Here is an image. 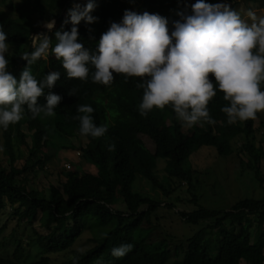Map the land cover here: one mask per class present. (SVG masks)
Instances as JSON below:
<instances>
[{
	"label": "trees",
	"instance_id": "trees-1",
	"mask_svg": "<svg viewBox=\"0 0 264 264\" xmlns=\"http://www.w3.org/2000/svg\"><path fill=\"white\" fill-rule=\"evenodd\" d=\"M76 0H33V5L7 7L8 0H0V25L8 34L10 52L8 71L19 80L27 61L20 58L32 50V35L40 28L34 19L45 23L55 19V27L49 37L55 41L57 30L68 31L72 25L64 24L68 10ZM237 3L238 0H226ZM260 1V0H252ZM120 9L111 0H96L97 7L92 12L97 21L77 26L79 41L86 48L95 49L101 35L112 22H120L128 0H122ZM143 11L157 13L168 20L169 32L178 13H190L196 0H134ZM209 3L221 0H207ZM63 26V27H62ZM33 75L41 79L44 75L59 71L61 73L49 91L62 97L55 109V115L46 117L42 113L35 118L25 111L21 121L14 124L16 135L26 145L27 134L31 135V148L27 146L28 157L24 166L17 169L16 157L9 154L10 166L0 165V214L6 205L12 211L11 217L17 224L31 226L35 221L45 234L36 233L28 240L27 246L35 253L26 252V247L18 243L8 256L0 253V264H52L49 255L72 250V257L65 264H261L264 251V233L252 240V230L256 224L264 225V197L245 198L236 202L229 210H211L198 203L195 195L194 170L190 158L201 149H214L219 156L231 154V142L243 136L242 150L253 160L252 165H241L255 170L260 162V154L255 147V119L228 124L220 111L226 103L221 92L209 102L210 115L215 124L206 122L193 126L188 135L184 134L182 123L177 120L171 106L154 108L146 116H141L137 105L142 99V89L136 85L140 78L114 74L109 85L93 83L90 75L86 80L68 79L65 71L54 56L48 60H38L32 66ZM91 72V69H90ZM214 80V77H209ZM74 95H69L68 92ZM45 96L38 103H45ZM78 104H89L94 112V123L107 125L103 137L87 139L85 147L80 148V158L97 169L92 177L94 187L85 191L77 187V171H63L66 182L62 191L53 185L42 190L27 189L20 178L35 166L42 169L47 160L43 144L54 146V140L62 142L60 149L69 147L64 142L79 133V121L74 117ZM258 117V114H257ZM264 125V123H263ZM3 132L5 130H2ZM82 136V135H81ZM3 147L9 148L7 135H3ZM144 139L153 145L150 151ZM109 144L114 150L109 151ZM43 155V160L40 156ZM163 163L160 175L159 164ZM148 182L153 190L160 191L166 198L163 203L134 189L136 180ZM188 188L190 200L196 206L192 211H176L175 214L185 224L199 228L195 234L177 241L170 235L159 238L158 211L162 208L175 209L173 193L182 185ZM175 200H179L175 198ZM119 204L124 209L112 206ZM163 205V206H162ZM6 227L0 228V235ZM208 232L212 239L205 238ZM91 235V247L86 251L73 250L76 242L85 234ZM217 237L221 243L216 254L211 255V240ZM177 241V243H176ZM131 243V250L124 257H113L111 250L121 244ZM174 245V248L172 247ZM1 247V246H0ZM213 250V249H212Z\"/></svg>",
	"mask_w": 264,
	"mask_h": 264
},
{
	"label": "clouds",
	"instance_id": "clouds-1",
	"mask_svg": "<svg viewBox=\"0 0 264 264\" xmlns=\"http://www.w3.org/2000/svg\"><path fill=\"white\" fill-rule=\"evenodd\" d=\"M96 7L95 0L74 3L64 21L72 27L57 30L55 41L49 37L55 19L45 22L44 29L31 36L32 50L20 56L27 65L19 80L8 71L10 44L0 25V130L21 121L26 110L33 118L56 114L62 97L51 91L45 96V90L54 87L61 73L37 79L31 67L50 55L60 61L68 79L86 80L90 75L93 83L109 85L114 74L140 78L136 86L142 89L137 105L141 116L171 106L184 127L215 124L208 104L218 91L226 101L220 111L230 125L264 112V14L251 9L242 14L226 0H196L190 13H178L180 18L169 32L167 18L125 10L122 20L110 24L93 50L78 42L77 26L81 21L95 23L98 18L92 12ZM41 96H45L43 104L38 103ZM93 112L91 105L78 104L74 118L82 136L100 138L108 128L94 123ZM114 148L109 144V151ZM131 248V243L121 244L111 255L124 257Z\"/></svg>",
	"mask_w": 264,
	"mask_h": 264
},
{
	"label": "rangeland",
	"instance_id": "rangeland-1",
	"mask_svg": "<svg viewBox=\"0 0 264 264\" xmlns=\"http://www.w3.org/2000/svg\"><path fill=\"white\" fill-rule=\"evenodd\" d=\"M96 1V0H95ZM127 1V0H126ZM87 0H76L74 3L81 5L86 4ZM118 8H123L122 0H111ZM228 2V1H226ZM233 8L245 13L251 9L258 15L264 14V0L252 1V0H238L237 3L228 2ZM33 5V0H8L7 7L17 8L19 6ZM128 10L142 14V8L134 2V0H128ZM73 4L71 5V7ZM0 9L3 10L4 6L0 3ZM245 19L247 17L245 16ZM34 23L39 26L40 29H44V23L34 19ZM11 50V49H10ZM52 56V55H50ZM49 56V57H50ZM44 60V59H42ZM48 60V59H47ZM46 61V60H44ZM264 112L258 113V117L255 118V147L260 154V162L255 165V170H250L248 167H243L241 163H252V159L247 152L242 150V144L245 142L244 137H238L231 142V154L227 157L219 156L214 149H201L199 152L192 155L190 158L191 166L194 170V193L198 197V203L211 210H229L236 202L245 198L262 199L264 197ZM191 128L184 127V134L188 135ZM23 132L27 134L25 139L26 145H24L19 137L16 135V130L13 125H10L4 132L0 130V165L9 168L10 157L9 154H13L16 157L15 167L21 169L24 166L25 159L28 157L27 146L31 148L32 141L31 135L23 127ZM7 135L8 149L3 147L4 137ZM144 144L150 151L153 150V145L148 140L144 139ZM54 146L48 147L46 143L43 144V152L47 155V160L42 169L39 166H35L33 171H28L20 178H25L23 185L31 190H42L47 193V189L50 185L55 186L62 191V186L66 182V178L63 171H77L78 181L77 187L85 191L94 187L92 180L93 176L97 175V169L85 163L80 158V148L85 147L87 139L81 135H76L73 138H69L64 142L69 147L60 149L59 146L63 144L57 140H54ZM43 160V155L40 156ZM159 164L160 175L163 174V163L157 161ZM185 184L172 195V201L175 204V209L169 210L162 208L158 211L159 218V238L164 235H170L177 241L185 237H190L197 232L199 228L191 227L185 224L175 214L176 211H192L196 209V206L191 203V194L187 191ZM134 189L147 194L150 197L158 198L163 203L166 201L160 191L153 190L152 186L138 178L136 180ZM178 198L179 200H175ZM163 206V205H162ZM114 209H124L119 204L112 206ZM12 211L9 205L3 209L0 214V228L3 225L6 230L0 235V253L10 255L12 250L18 243H22L23 246H27L28 240L36 233L45 234V230L39 228V224L35 221L31 226L19 223L17 224L16 218L11 217ZM264 233V225L256 224L252 230V240L254 241L258 235ZM205 238L212 239L216 237L211 236L208 232L204 234ZM91 235L85 233L73 246V250L86 251L90 248ZM211 240V255L216 254L221 239L217 237V240L213 242ZM176 241V243H177ZM174 248V245H172ZM213 249V250H212ZM30 253L34 255V251L29 246L26 247L25 254ZM52 264H65L72 257V250L65 252L50 254L49 255ZM239 264H248L247 261L242 260ZM261 264H264V251L261 257Z\"/></svg>",
	"mask_w": 264,
	"mask_h": 264
}]
</instances>
